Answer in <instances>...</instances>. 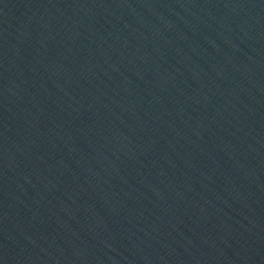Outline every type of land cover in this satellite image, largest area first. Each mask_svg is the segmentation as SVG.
I'll use <instances>...</instances> for the list:
<instances>
[{"label": "water", "instance_id": "95a60500", "mask_svg": "<svg viewBox=\"0 0 264 264\" xmlns=\"http://www.w3.org/2000/svg\"><path fill=\"white\" fill-rule=\"evenodd\" d=\"M0 264H264V0H0Z\"/></svg>", "mask_w": 264, "mask_h": 264}]
</instances>
